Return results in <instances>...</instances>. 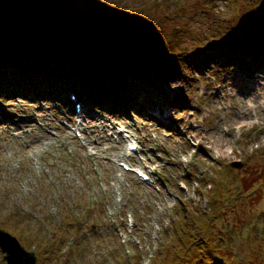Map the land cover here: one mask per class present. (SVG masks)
Returning a JSON list of instances; mask_svg holds the SVG:
<instances>
[{
    "label": "rangeland",
    "instance_id": "obj_1",
    "mask_svg": "<svg viewBox=\"0 0 264 264\" xmlns=\"http://www.w3.org/2000/svg\"><path fill=\"white\" fill-rule=\"evenodd\" d=\"M106 2L162 19L182 54L161 66L165 78L135 79L142 89L129 103L91 105L78 131L76 100L68 108L54 90L0 83V222L18 233L0 230L36 264H189L198 236L223 264H264V43L241 31L249 20L264 25V0ZM230 35L237 44L226 49ZM94 149L103 154L89 156ZM181 206L193 208L189 220Z\"/></svg>",
    "mask_w": 264,
    "mask_h": 264
},
{
    "label": "trees",
    "instance_id": "obj_2",
    "mask_svg": "<svg viewBox=\"0 0 264 264\" xmlns=\"http://www.w3.org/2000/svg\"><path fill=\"white\" fill-rule=\"evenodd\" d=\"M78 2L84 7L66 0H0L1 84L10 81L23 94L54 90L62 99L70 91L91 105L112 102L118 108L142 89L133 84L135 79L168 76L161 66L176 64L182 53L178 38L168 37L162 19L156 22L143 9L109 6L106 0ZM242 30L250 45L264 43L261 23L249 20ZM227 42L226 49L237 44L231 35L222 45ZM181 207V218L189 220L193 208ZM6 222L0 226L17 234L18 228ZM200 239L194 237L197 254L189 264H223L217 250ZM222 246L218 251H228Z\"/></svg>",
    "mask_w": 264,
    "mask_h": 264
},
{
    "label": "water",
    "instance_id": "obj_3",
    "mask_svg": "<svg viewBox=\"0 0 264 264\" xmlns=\"http://www.w3.org/2000/svg\"><path fill=\"white\" fill-rule=\"evenodd\" d=\"M233 168H240V164H232ZM0 251L4 254L3 260L7 264H35L36 258L33 253L26 251L17 239L4 230H0Z\"/></svg>",
    "mask_w": 264,
    "mask_h": 264
},
{
    "label": "bare ground",
    "instance_id": "obj_4",
    "mask_svg": "<svg viewBox=\"0 0 264 264\" xmlns=\"http://www.w3.org/2000/svg\"><path fill=\"white\" fill-rule=\"evenodd\" d=\"M249 64H251L253 67H255L256 66V63H254V62H249ZM257 66H259V68H262V72H263V75H264V63L263 62H261V63H259V64H257ZM253 70H257V69H253ZM261 72V73H262ZM243 87V91H246L245 89H249L248 88V86H242ZM64 92V91H63ZM243 93V92H242ZM55 95V94H54ZM149 97L151 98V95H149ZM55 98V97H54ZM70 104H71V100H68L67 102H66V106H70ZM58 105H59V103H58ZM247 105H248V103H247ZM69 106H68V108H69ZM91 104L89 103V102H85V103H83V102H81V105H80V109H79V111L78 112H76L75 114L77 115V117L79 118V119H82V118H84V115H85V113H87L88 111H90V109H91ZM248 106H250V105H248ZM165 109H167L166 107H164V108H160L159 110H157V111H159V112H164L165 111ZM264 112V111H263ZM94 114V113H93ZM239 115H241L240 117H238V121H235V122H233V124H232V126H235V125H237L238 127H237V129L240 131L243 127H245V120H247L248 118H251V115L249 114V113H246V112H244V114H239ZM262 116H264V113H262L260 116H256V118H262ZM4 118H5V115L3 114V113H0V119H2V120H4ZM240 121V122H239ZM70 123L73 125L74 124V120L72 119L71 121H70ZM88 122H87V120L84 122V123H79V124H77V126H76V130L78 131V130H80V127H82V125L83 124H87ZM101 125H102V122H101ZM83 131V130H82ZM81 131V132H82ZM84 132V131H83ZM229 136H231V131L230 130H227V132H226ZM127 137H126V135H124V137H123V139H126ZM84 141H85V139H84ZM42 143V141H39V145ZM99 147V146H98ZM86 148V147H85ZM81 150L82 151H84V147H81ZM95 151H94V153H91L89 156H95V157H99L100 155H102L103 153H99L96 149H94ZM223 154V153H222ZM118 160H116V159H113L112 160V162L116 165V166H120V164L117 162ZM145 178H147V176H145Z\"/></svg>",
    "mask_w": 264,
    "mask_h": 264
}]
</instances>
